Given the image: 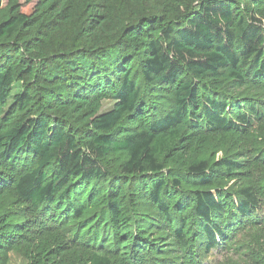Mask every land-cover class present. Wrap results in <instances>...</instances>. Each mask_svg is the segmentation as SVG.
Listing matches in <instances>:
<instances>
[{
    "label": "trees",
    "instance_id": "16d2710c",
    "mask_svg": "<svg viewBox=\"0 0 264 264\" xmlns=\"http://www.w3.org/2000/svg\"><path fill=\"white\" fill-rule=\"evenodd\" d=\"M27 1L0 0V264L13 246L28 264L153 260L158 220L208 252L255 215L250 188H214L240 163L211 148L263 115L232 90L264 87V0ZM111 237L120 258L92 251Z\"/></svg>",
    "mask_w": 264,
    "mask_h": 264
},
{
    "label": "rangeland",
    "instance_id": "374dc122",
    "mask_svg": "<svg viewBox=\"0 0 264 264\" xmlns=\"http://www.w3.org/2000/svg\"><path fill=\"white\" fill-rule=\"evenodd\" d=\"M6 1L3 0L4 3ZM19 2L24 11L31 9L32 4L30 1L19 0ZM258 88L235 89L232 90V93L235 96L239 95L241 98L248 99L251 103L254 102L261 109L262 117L254 120L251 128L242 137L238 139L230 138L226 142L214 144L211 148L214 154V161L226 158L240 163V169L233 170L229 175L222 174L221 177L223 178L214 188H219L223 192L232 195L240 192L239 190L243 188H250L258 200V208L255 215L248 219H243L242 224L244 226L236 229L226 242L220 243V246L218 245V247L208 252L198 246L196 243L197 239L190 234L189 238L192 241L190 250L181 249L178 238L173 234L172 230L169 229L163 220H158L160 224L153 223V225L151 224V226L144 228L146 238L152 240L158 247L157 254H154V259L151 260V257L145 258L141 256L142 261L137 257L130 264H253V259L260 258L264 252L261 250L264 246V87ZM112 106L113 102L105 100L102 103L101 111H107ZM167 169L163 171L167 172ZM183 191H188V189L183 188ZM132 207L135 212L154 215L152 218L159 219L158 216L160 215L156 213V210L150 204L142 201V203H137L132 205ZM22 208L23 206H20L17 210ZM26 214L30 220L35 218L34 212H30L29 209H27ZM251 223L254 225L257 223L256 225L258 226L253 228L254 225ZM34 227L36 226L34 225ZM89 232L90 230L87 229L79 233L73 227H67L62 229L60 234L66 239L68 247L74 250L77 248L74 242L83 241V243H86L84 234L88 236ZM90 238L88 237L87 240ZM111 239L112 241L107 246H105V242H100V239H95L91 243L92 251L100 253L102 251L100 248L104 246L105 249L112 252L111 254L117 253V257L120 258L118 252L112 250L114 239L111 237L109 241ZM2 260V264H28L20 248L16 246L4 251ZM114 263L121 264L117 258L114 259Z\"/></svg>",
    "mask_w": 264,
    "mask_h": 264
}]
</instances>
